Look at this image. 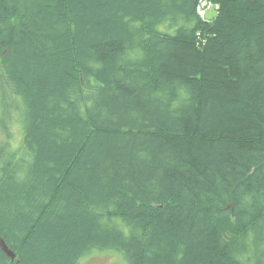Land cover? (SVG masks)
<instances>
[{"label":"trees","instance_id":"obj_1","mask_svg":"<svg viewBox=\"0 0 264 264\" xmlns=\"http://www.w3.org/2000/svg\"><path fill=\"white\" fill-rule=\"evenodd\" d=\"M199 1L0 0V264H264V0Z\"/></svg>","mask_w":264,"mask_h":264},{"label":"rangeland","instance_id":"obj_2","mask_svg":"<svg viewBox=\"0 0 264 264\" xmlns=\"http://www.w3.org/2000/svg\"><path fill=\"white\" fill-rule=\"evenodd\" d=\"M206 1L207 3L204 5L203 2ZM210 4H213L211 1H208V0H200L199 1V4H198V7H197V10H198V13L201 17L204 16L205 14V11L207 10V8H209ZM218 10V9H217ZM207 21H211V20H207ZM199 34V33H198ZM197 34V35H198ZM199 41H201V44L202 46H199V43H197V47H198V52L199 53H203V48L205 47V43L207 42V37H206V34L205 35H199ZM198 59L199 60H202V57L201 55L198 56ZM8 141V138H5L3 133L1 132L0 130V148L3 146L4 143H6ZM106 261V264H112L109 260V258H106L104 256H98V257H91L89 258L88 260H85L83 261V264H102V262H105Z\"/></svg>","mask_w":264,"mask_h":264},{"label":"water","instance_id":"obj_3","mask_svg":"<svg viewBox=\"0 0 264 264\" xmlns=\"http://www.w3.org/2000/svg\"><path fill=\"white\" fill-rule=\"evenodd\" d=\"M207 2L204 1L203 4L205 5ZM218 14L217 11V5L216 4H210L209 8H207V10L205 11L204 14V19L205 20H211L213 18H215ZM199 46H202L201 41L198 40ZM2 248L5 251V253L10 256V258H14L15 257V253H13L11 250H9L7 248V246H5L4 244H2Z\"/></svg>","mask_w":264,"mask_h":264}]
</instances>
